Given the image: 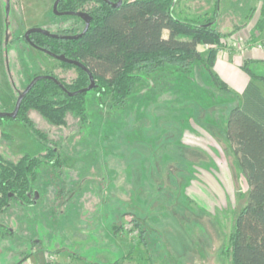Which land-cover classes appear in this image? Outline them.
<instances>
[{
    "label": "rangeland",
    "instance_id": "374dc122",
    "mask_svg": "<svg viewBox=\"0 0 264 264\" xmlns=\"http://www.w3.org/2000/svg\"><path fill=\"white\" fill-rule=\"evenodd\" d=\"M54 1L0 0V111L13 110L36 74L76 76L23 38L31 27H83L78 16L53 13ZM169 10L187 22L213 20L219 34L197 45L202 61L189 75L171 66L140 72L123 106L89 91L84 120L67 112L55 125L30 110L43 141L19 119L0 120V160L56 155L35 169L32 200L11 199L0 214L5 234L13 231L0 253L16 264L37 248L66 252L69 264H231L229 236L248 186L224 134L241 92L218 73L216 57L249 69L264 96V0H172Z\"/></svg>",
    "mask_w": 264,
    "mask_h": 264
},
{
    "label": "trees",
    "instance_id": "16d2710c",
    "mask_svg": "<svg viewBox=\"0 0 264 264\" xmlns=\"http://www.w3.org/2000/svg\"><path fill=\"white\" fill-rule=\"evenodd\" d=\"M116 2L60 0L58 11L86 12L91 16L87 31L76 39L36 32L29 35L33 47L81 62L96 83L90 91L107 97L114 106H123L140 72L150 74L171 66L174 73L189 75L192 64L202 61L197 45L219 40L213 20L187 22L177 19L169 10L172 0H122L115 7ZM83 27L75 32L51 33L74 35ZM164 30L168 32L166 37ZM213 56L210 49L207 61L211 62ZM59 62L73 68L76 76L66 83L54 75H34L42 77L25 94L14 118L23 121L40 141L45 136L28 118L30 110L38 111L55 125L65 123L67 112L85 119V97L89 91L81 92L80 89L89 84V76L76 65ZM242 69L250 80L238 102L229 108L224 134L248 190L246 203L235 217L228 248L231 264H264V96L251 80L253 73L245 66ZM207 72L217 84L218 78L209 67ZM69 92L75 93L69 95ZM54 156V150L49 149L34 157L24 155L15 163L0 160V214L7 209L9 193L23 203L32 200L30 188L35 169Z\"/></svg>",
    "mask_w": 264,
    "mask_h": 264
},
{
    "label": "crops",
    "instance_id": "0c3cea01",
    "mask_svg": "<svg viewBox=\"0 0 264 264\" xmlns=\"http://www.w3.org/2000/svg\"><path fill=\"white\" fill-rule=\"evenodd\" d=\"M251 55H255L258 58L263 56V52L260 50L251 51ZM223 56L218 55L216 57V70L218 73L227 81L229 84L234 87L235 90L242 93L246 84L249 81L248 75L243 72L241 73L236 69L233 64H230L229 59L222 58ZM235 62H239L235 60ZM10 228V227H9ZM6 232L0 233V239L12 236L13 231L9 230ZM71 257L68 253L62 252L60 254H48L43 249L37 248L31 254L27 255L24 258L19 259V264H69L71 262ZM6 262V263H5ZM17 259L12 256V258L6 257L0 253V264H16Z\"/></svg>",
    "mask_w": 264,
    "mask_h": 264
},
{
    "label": "water",
    "instance_id": "95a60500",
    "mask_svg": "<svg viewBox=\"0 0 264 264\" xmlns=\"http://www.w3.org/2000/svg\"><path fill=\"white\" fill-rule=\"evenodd\" d=\"M59 1L60 0H55L53 2V6H52L53 13H55L57 15H75V16L80 17L84 21V27H83L82 31L80 33H77V34H74V35H58V34H55V33H51V32H49V31H47V30H45L43 28H40V27H31V28L27 29L24 32V35H23L24 39L27 41L28 44H30L31 46L33 45L31 43V41H30L29 35L31 33H34V32L41 33L43 35L51 36V37H62V38H65V39H76V38L80 37L81 35H83L87 31V29H88V27L90 25L91 16L88 13H86V12H69V11L60 12V11L57 10V5H58ZM121 3H122V0H117V2L114 3V6L117 7ZM34 48L46 53L47 55L53 57L54 59H56L58 61L69 63V64H73V65H76V66L80 67L81 69H83L89 76V84L86 87L80 89L81 92L90 91L96 85L92 74L90 73V71L81 62H78V61L73 60V59H69V58L65 57V55H63V54L57 55V54L51 53L48 50H45V49H42V48H38V47H34ZM41 77H42V75L34 76L29 81V83L18 93L13 110L10 111V112L0 111V118L8 117V118L14 119L16 117V115H17V112H18V109H19V106H20V103H21L23 97L29 91V89L33 86V84L38 79H40ZM47 77L54 79V81H56L58 83V81L55 78H53L51 76H48V75H47ZM74 93L75 92H69V95H72ZM35 196L37 197V193H35Z\"/></svg>",
    "mask_w": 264,
    "mask_h": 264
},
{
    "label": "flooded vegetation",
    "instance_id": "af4514ba",
    "mask_svg": "<svg viewBox=\"0 0 264 264\" xmlns=\"http://www.w3.org/2000/svg\"><path fill=\"white\" fill-rule=\"evenodd\" d=\"M80 18V17H79ZM84 22V21H83ZM8 198H9V201H8V203H7V206H6V208L8 209V208H11V199H13V200H17L14 196H13V194L12 193H9L8 194ZM10 202V203H9ZM21 204H22V202H21ZM0 228H5V232H6V230L8 229V227L6 226V225H1V227Z\"/></svg>",
    "mask_w": 264,
    "mask_h": 264
}]
</instances>
